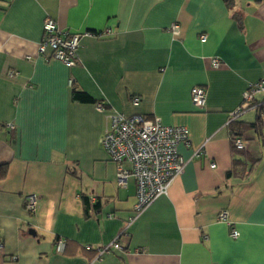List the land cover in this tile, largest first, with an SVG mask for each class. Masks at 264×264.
Instances as JSON below:
<instances>
[{
  "label": "crops",
  "instance_id": "obj_1",
  "mask_svg": "<svg viewBox=\"0 0 264 264\" xmlns=\"http://www.w3.org/2000/svg\"><path fill=\"white\" fill-rule=\"evenodd\" d=\"M46 17L62 31L112 35L82 38L69 69L37 53ZM173 23L177 37L167 30ZM263 78L264 0H0V264H264V137L246 133L236 153L228 126ZM193 86L204 88L201 110ZM113 112L189 133V145H177L182 173L130 224L135 181L117 185L99 144ZM254 117L249 109L236 118ZM29 196L34 214L25 210ZM223 210L236 239L218 220ZM122 231V248L97 260L96 249Z\"/></svg>",
  "mask_w": 264,
  "mask_h": 264
},
{
  "label": "built area",
  "instance_id": "obj_2",
  "mask_svg": "<svg viewBox=\"0 0 264 264\" xmlns=\"http://www.w3.org/2000/svg\"><path fill=\"white\" fill-rule=\"evenodd\" d=\"M43 36L40 40L37 53L46 61H59L67 68L72 69L78 65L77 52L80 48V41L84 37L103 39L112 35L111 30L85 31L84 33H72L62 31L56 22L46 17L42 22ZM169 33L173 37L180 34V27L173 23L168 27ZM206 37L202 35L200 40L204 42ZM213 67H218L219 60H211ZM12 75V71H8ZM264 92V78L259 82L250 85L243 93V103L230 114V120L235 119L241 113L248 110L254 95ZM206 95L200 86L191 89V102L197 109L205 107ZM138 99H133L136 105ZM99 110L103 108L97 105ZM8 128L13 129V125L8 123ZM245 136H230L231 146L236 150H244L247 147ZM184 143L189 145V133L185 127L165 126L158 118L152 120L142 116L125 117L121 113L113 112L110 115L108 127L99 138V144L106 152L110 161L117 167L116 183L124 186L128 177H132L136 184V203L134 214L129 218L130 224L137 215L153 203L158 197L167 194L171 183L182 173L184 163L177 153V145ZM127 163L129 167H124ZM214 167V164H211ZM37 208L35 196L25 199V210L34 214ZM229 213L226 210L220 211L218 220L225 222L230 229V237L236 239L238 232L231 227L228 221ZM122 231L118 237L109 245L96 249V259L101 260L103 256L110 254L114 250L122 248L121 238L126 237ZM56 251L62 253L65 242L61 239L55 243ZM90 250L89 246L85 247Z\"/></svg>",
  "mask_w": 264,
  "mask_h": 264
},
{
  "label": "trees",
  "instance_id": "obj_3",
  "mask_svg": "<svg viewBox=\"0 0 264 264\" xmlns=\"http://www.w3.org/2000/svg\"><path fill=\"white\" fill-rule=\"evenodd\" d=\"M225 1L227 2L228 5L231 3V0H225ZM167 30H168V28H167ZM42 33H43V31H42ZM200 37H199V40H200ZM200 87H202V86H200ZM190 96H191V90H190ZM73 98L75 100H77L79 102H83V103H95V101L92 97H90L89 95H87L86 93L81 92V91H74L73 92ZM96 105H100L103 109H107L106 106L103 105L102 103H97ZM249 109H252L255 111V120L252 122L246 123V122L238 121L237 118H235L233 120L229 119L228 126L231 130V135L235 134L237 136H245L246 133L253 132L256 135V137L260 138L263 141V137H264V99L260 102L252 99V101L248 107V110ZM232 149L236 153H242L243 151H245V149L244 150H236L233 147H232ZM255 164H256V160H252L250 168H254ZM244 168H245V164L242 163L241 161L235 160L233 162V170L234 171L243 172ZM6 172H7V166H0V178H4L6 175ZM30 214H32V213H30ZM229 231H230V229H229Z\"/></svg>",
  "mask_w": 264,
  "mask_h": 264
},
{
  "label": "water",
  "instance_id": "obj_4",
  "mask_svg": "<svg viewBox=\"0 0 264 264\" xmlns=\"http://www.w3.org/2000/svg\"><path fill=\"white\" fill-rule=\"evenodd\" d=\"M29 233L35 235V232L33 230H30Z\"/></svg>",
  "mask_w": 264,
  "mask_h": 264
},
{
  "label": "rangeland",
  "instance_id": "obj_5",
  "mask_svg": "<svg viewBox=\"0 0 264 264\" xmlns=\"http://www.w3.org/2000/svg\"><path fill=\"white\" fill-rule=\"evenodd\" d=\"M264 94V92H262ZM254 120H255V117H254Z\"/></svg>",
  "mask_w": 264,
  "mask_h": 264
}]
</instances>
